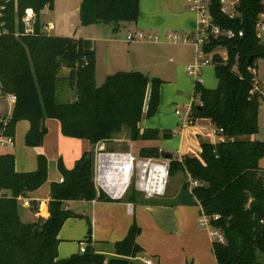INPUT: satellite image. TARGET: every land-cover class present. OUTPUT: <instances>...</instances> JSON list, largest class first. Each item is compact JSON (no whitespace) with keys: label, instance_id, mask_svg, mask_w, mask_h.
Segmentation results:
<instances>
[{"label":"trees","instance_id":"obj_1","mask_svg":"<svg viewBox=\"0 0 264 264\" xmlns=\"http://www.w3.org/2000/svg\"><path fill=\"white\" fill-rule=\"evenodd\" d=\"M263 1L239 0L235 15L229 17L220 11L218 0H211L213 22L221 29L234 30L236 35L218 36L203 44L207 49L221 43L226 55L211 57L217 79L214 88L194 81L193 94L198 102L191 104L188 117L210 120L223 139L216 143L203 141L199 153H186L176 159L172 156L168 163L169 177L180 170L197 181L191 194L209 217L211 227L223 236V241H212L218 264H263L257 254L264 256V173L259 164L264 156V141L252 138L259 130L261 101L257 95L249 94L256 76L252 70L254 62L264 59V45L255 36V22ZM53 3L54 0L6 3L7 33L0 35V87L15 100L5 134L13 137L16 122L28 120L26 144L40 146L47 131L45 119L55 118L63 135L86 139L93 146L112 142L122 131L127 132L131 142L170 138V129L139 127L144 116L150 117L156 111L159 79L140 71L120 70L107 75L97 86L91 40L42 32L40 13ZM27 7L35 13L33 33L29 34L24 33L22 20ZM139 13L140 0H81L78 16L81 25L112 24L116 31L121 24L136 23ZM15 32L19 35L15 36ZM251 56L253 59L248 62ZM64 66L70 69L66 77L60 75ZM64 80L74 98L60 103L56 88ZM168 154L156 144L137 148V156L143 159ZM14 162L12 152L0 153V264H140L134 261L143 252L136 241L140 227L135 221L126 235L114 242L115 256L107 258L90 245L88 218L87 233L79 241L87 243L85 252L58 259V233L63 223L68 218L83 217L67 209L66 202L114 200L94 184L92 151H85L71 169L58 160L62 181L50 184L49 216L31 223L20 219L17 198L28 196L46 181V157L38 153L37 168L28 172L16 171ZM138 195L132 180L121 200L136 201Z\"/></svg>","mask_w":264,"mask_h":264},{"label":"rangeland","instance_id":"obj_2","mask_svg":"<svg viewBox=\"0 0 264 264\" xmlns=\"http://www.w3.org/2000/svg\"><path fill=\"white\" fill-rule=\"evenodd\" d=\"M70 1L71 4H67ZM74 6L73 0H54V10L57 14L55 16L46 17L49 13V8L46 7L41 11V20L45 23L51 22L56 25V28L49 31V34L53 35H64L71 36L73 32H76V28L79 30L76 36H90V37H102V38H113V43L107 42L105 39H99L95 41L92 40L95 46L96 58H95V84L99 86L107 72H114L117 70H129L133 64V59H142L140 66L146 68L150 78L154 77L159 79L158 91V105L155 113L150 117H143V126L156 127L160 130L165 128L172 129V136L167 139L161 138L160 140L154 142V144L159 145L161 149H164L166 153H169L173 158H179V139L190 138L192 141H209L211 143H216L220 138L218 134L210 124L208 129H205V134L199 136L194 130L197 128L190 129L184 127L182 128V123H187L186 114L188 112L191 103H197L198 97L193 94L194 81H200L205 87L213 88L217 85V79L214 74V65L211 63V57L214 54H220L223 57L226 55L225 46L221 43L213 45L211 48H204L203 43H200L199 36L197 35V22L196 14L190 8L191 4L188 0H171V4L168 6L164 3V8L162 9L163 16L159 21H162L161 30H166V34L161 35L156 30H144L139 29L135 26V23L129 22L121 24L116 31H112V24L106 23H96L91 25H81L75 22L74 13L70 15L68 22L66 18L62 16V11L67 7L68 10L72 9ZM65 25V27H64ZM132 31H141L145 35L157 36L158 42L154 40H149L147 38H141L140 40H127V34ZM153 31V32H152ZM165 34V35H164ZM167 34H177L182 37L179 40L165 39ZM184 37H187L184 40ZM199 43H196V40ZM160 41V42H159ZM92 43V44H93ZM152 43H163L153 45ZM160 47V50H152L149 47ZM141 47L140 49H138ZM109 59V61H107ZM138 61V60H135ZM202 61L209 62L206 65L199 67L196 74H192L188 71L187 67L193 65L194 63L201 64ZM253 72L256 78L264 81V59L258 58L254 62ZM61 75V74H60ZM70 95L66 97L65 95ZM74 92L69 86H67V81H59L56 88V100L58 102H66L67 100L73 99ZM18 124L16 122L15 126ZM258 125L259 130L252 138L264 141V102H261L258 113ZM28 130L23 133L21 143L17 141L18 147L9 148L15 156V160L21 159L26 160L30 153L35 156L34 168H37V156L38 153L42 152L46 157L47 164V179L40 186L42 187L45 183H50V178L52 176L50 172V160L48 155L42 151V144L40 146L27 145L25 141V135ZM182 132V133H181ZM203 132V131H202ZM120 136H116L115 139H119ZM249 138L251 136H244ZM44 140V139H43ZM145 143V141H142ZM43 143V142H42ZM106 149L114 150L120 152L121 150L128 147V143L125 140L112 141L111 144L107 143ZM130 144V143H129ZM140 145H137L139 147ZM133 155L135 156V163L138 161H145L141 157L137 156V148L130 147ZM189 154L192 152H188ZM95 156V155H94ZM170 159L162 155L159 158H153L150 163L159 164L166 167V172L168 173V163ZM96 163V156H95ZM260 167L264 173V156L259 161ZM55 172L59 169L57 163L55 166ZM33 170V169H32ZM149 167L134 166L133 174L129 180V187L131 181H134L135 188L137 182L143 179L147 180L149 173ZM57 180V179H55ZM192 183L188 175L183 171H178L174 176L169 177L168 174L165 177V182L163 183V190L161 195L153 194L152 198L146 199L142 197L136 201H132L136 209V214L130 218V223L135 221L136 225L140 227V233L138 236L145 240L151 245L160 246L165 244L167 240H170L168 235H173L176 240L175 245L179 248L182 253V264H218L216 257L213 252L212 241H218L216 236L214 238L210 235V230H214L210 222L204 221L203 211L200 210L199 203H195L191 200ZM150 184V183H149ZM187 184L188 188H183V185ZM159 187L161 186L158 182ZM39 187V188H40ZM37 188V189H39ZM36 189V190H37ZM157 192L158 189H157ZM146 194V192H144ZM151 197V196H149ZM192 203V204H191ZM189 205V210L185 212L184 216L178 214V205ZM77 210L75 212L81 213L83 217L76 219L66 220L61 230L69 228V238L64 241L67 248L74 246L76 251H79V242L85 237L88 224L86 218L90 221L91 229V239L96 248H102L110 252L113 248L115 240L105 237L102 235L103 240H95L96 237L93 234L91 215L86 211L85 203L75 204ZM150 205L151 207H157L162 209L164 207L175 208L170 214L175 219L176 224L174 226H165L161 224L160 210H144L141 213H137L138 206ZM100 231L96 230V233ZM98 238L99 235H97ZM137 236V237H138ZM86 245V242H83ZM70 245V246H69ZM68 248V249H69ZM165 249L164 247H162ZM151 252H148L147 258H151L154 264H158L157 260L151 256ZM71 254V253H70ZM161 258V256H159ZM65 258V257H64ZM258 261L264 264V256L262 254H257ZM150 259V260H151Z\"/></svg>","mask_w":264,"mask_h":264},{"label":"crops","instance_id":"obj_3","mask_svg":"<svg viewBox=\"0 0 264 264\" xmlns=\"http://www.w3.org/2000/svg\"><path fill=\"white\" fill-rule=\"evenodd\" d=\"M73 2H74L73 8L70 10H68L67 7L65 9H63L62 16L65 17L66 21L68 22V19L71 18L70 15H72V13H74L75 22L78 24V23H80L78 11H79V6H80L81 0H73ZM164 3L169 6L171 4V0H140V13H139L138 20L135 23V26L139 27V29H144V30L145 29L146 30H148V29L156 30L158 33L163 35V33H165L166 30H161L162 21H159V20L163 16L162 9L164 8ZM67 4H71L70 1H68ZM48 12L49 13L46 16L48 18L51 16H55V14H57L54 10V3H53V6L51 8H49ZM39 19H40V22L42 24L45 23L43 20H41V13H40ZM196 22H197V15H196ZM64 27H65V25H64ZM55 28H56V25H54V29ZM78 30H79V27L76 28V30H75L76 32H73L71 37H81L84 39H89V40H91L92 43H93L92 40L94 38H95V41L99 40V39H105L107 42H110V43L114 42L113 38H109V37L108 38L107 37L102 38V37L95 36L93 38L90 36L89 37L88 36H85V37L84 36H76V33ZM61 36H64V35H61ZM166 36H165V39H168V38H166ZM154 42H158V40H156ZM152 44L156 45V44H163V43H152ZM92 46H93L94 51H95L96 49H95L94 43L92 44ZM140 48L141 47H139L138 49H140ZM149 49H152L155 51V50H160L161 48L153 46V47H149ZM95 57H96V52H95ZM137 57H140V56H137ZM137 57H135L132 60L133 64L131 66V69H129V70L140 71V72L145 73V71H148V70L146 68H143L142 66H140V65H142V64H140L142 62V59L139 60L140 58H137ZM135 60H138V61H135ZM107 61H109V59H107ZM117 71H120V70H117ZM117 71L107 72L105 77L107 75H110V74L115 73ZM69 73H70V69L68 67H66V66L62 67V69L60 71L61 76L66 77L69 75ZM146 73H148V72H146ZM95 78H96V76H95ZM65 96L67 98L70 97V95H68V94ZM14 100L15 99L10 97V94H3L2 96H0V117L4 118V117H7L11 114L13 104H14ZM191 104H190L188 112L186 114V119H187L186 122L187 123L186 124L182 123V128H184L186 126H187V128H190V129L197 128V130H194V132H196L199 136H201V135L205 134L204 130L208 129L207 127H210V124H211L213 129L216 131V128L208 119L199 118V119L190 120V118L188 117V113H189ZM44 123H45V126L47 128V131H46V134L44 136L43 143H42V151L45 152L46 155H48V157H49L48 159L51 161L50 162V172H51L52 176L50 178L51 179L50 183L49 182L45 183L39 189L28 193V197L30 198L31 203H32L31 207H24L21 203H19L18 211H19L20 219L26 223L35 222L37 220H43L49 216L48 202L50 200V184L52 182H59L60 178H61L60 172L59 173H58V171L55 172V170H56L55 166H56V163L58 165L59 159L62 161V163L64 164V166L67 169H71L75 165L76 161L81 157V155L85 151H92L94 153V155L96 156V145H94V146L91 145L88 142V140H86V139L69 137V136L63 135L61 133V130H60V123L57 119L46 118ZM29 126H30V123L28 120L22 119V120L18 121V124L15 126L14 136H13V138H14L13 147L14 148L18 147L19 142L21 143L23 133L29 129ZM139 127L141 129L156 128V127L143 126L142 120L139 123ZM165 129H167V128H165ZM170 130H172V129H170ZM172 131H174V130H172ZM120 135H121V138L119 137V139H114V141L115 140L116 141L125 140V142L128 143V147H126V149H124V150H121L120 152H130L133 155V152L131 149H129V146L131 148L132 147L138 148L137 145L142 146V145L154 144V142H148V141H145V143H143L142 141L131 142L129 140V138L127 137L126 131H122L119 134H117V136H120ZM184 136H183V138L179 139V148L177 149V151L179 152V158L188 152H192L193 154L199 153L200 144L203 141L201 140L200 143L197 145V142L192 141L190 138L184 139ZM222 139H223V137L220 136L219 140H217V141H220ZM17 141H18V144H17ZM110 144H111V142L109 143V145ZM106 146H108L107 143L104 144L105 150H106ZM13 147H12V149H13ZM159 148H160V146H159ZM160 150L164 151V149H161V148H160ZM2 152H12V151L4 149V150H2ZM136 152H137V150H136ZM14 159H15V156H14ZM34 165H35V156L33 155V153H30L26 160L22 161L21 159H18V160H15V162H14L15 170L18 172L33 171V170H35ZM55 179H57V180H55ZM189 183H190V181H189ZM136 189L138 191V194H139L138 197L140 199L142 197H144L146 199L153 197V196L148 197L147 194H145L144 191L139 187L138 183H137ZM162 190H163V186L160 187L159 192L155 193V194L161 195ZM141 195H143V196L141 197ZM121 198H112V199H114L112 201L71 200V201L66 202L65 207L67 209L75 212V210H77L75 204H78V203L87 204L86 205L87 206L86 211H87V213H89L91 215L90 217H91L92 226H93L92 227L93 234L96 237L95 240H98V239L103 240L101 236L105 235V237H106V235H107L108 238L113 239L116 242L118 240H121L126 235L128 229L131 225L130 218L134 214H136V209L134 207L133 202H127V201L121 200ZM191 200L194 203H195V201H197V199L194 196H192ZM197 203H199V202L197 201ZM128 205L132 206L131 211H128ZM187 206H189V205H184V204L182 205L181 204L175 208H177L179 215L184 216L185 212L187 213V211L189 210V207H187ZM200 207L201 206L199 204L198 208H200ZM175 208L174 207L173 208L164 207L162 209H159L157 207H155V208L151 207L150 205H144V206L139 205L138 209H137V213L139 214L144 210L145 211L146 210H153V209L160 210L161 224L171 227V226H174L176 224L175 219L170 214ZM200 210H202V208H200ZM75 213H77V212H75ZM78 214H81V213H78ZM78 218H80V217H78ZM70 219H76V218H70ZM97 229H99L100 231H98L96 233ZM97 235H99L100 238H98ZM58 237L60 239V242L58 244V259H64V257L67 258L71 254L79 252V251H76V248L74 246L69 245L70 248L68 247L69 248L68 249L66 243H64V241H66L69 238V228H67L65 230L60 229V231L58 233ZM167 237H170L171 239L167 240L166 243L163 245L160 244V246H156V245L149 244L145 240H142V238L140 236H138L136 241L143 248V252L141 254H139L138 256H136L134 258V261H137L140 264H145V262H144L145 260L151 259V258H147L145 256L148 255V252H151L150 253L151 256H153L157 260L158 264H182V253L179 250V248L175 245L176 242L174 240H176V239L174 238L173 235H168ZM77 241L79 242L80 240H77ZM90 245L93 247V249L96 253L103 254L107 258L115 256L113 253V248L110 252L102 249L101 247L96 248L95 244H93V242H92V239L90 241ZM162 247H164L165 249H163ZM159 256H161V258ZM150 261H151V264H154L152 259Z\"/></svg>","mask_w":264,"mask_h":264},{"label":"built area","instance_id":"obj_4","mask_svg":"<svg viewBox=\"0 0 264 264\" xmlns=\"http://www.w3.org/2000/svg\"><path fill=\"white\" fill-rule=\"evenodd\" d=\"M9 0H0V35L7 33V28L5 26V10H6V3ZM191 4V9L197 15V35L199 36L200 43H206L209 41V34L211 33L214 38L218 36L232 38L236 35V32L232 29H221L219 25L213 22L212 17L209 12V4L211 0H188ZM220 11L228 15L229 17H233L235 15L236 5L238 4L239 0H218ZM34 19L35 13L31 7H27L24 9V14L22 20L24 22V33L29 34L33 33L34 29ZM54 29V24L51 22L44 23L42 25V32L49 33L50 30ZM19 35V32H15V36ZM238 35H242V31L238 32ZM255 36L258 42L264 45V1H263V8L259 12L256 22H255ZM143 38H147L149 40L156 41L158 38L157 36H152L150 34L145 35L141 31H132L127 34V40H140ZM166 38L170 40H179L182 37L177 34H168ZM187 37H184L186 40ZM196 40V43H199V40ZM209 62L202 61L201 64L194 63L191 66H188L187 69L190 73L196 74L199 70V67L202 65H206ZM4 93L0 87V96ZM249 94L253 96H258L261 102H264V81L254 77L252 87L249 91ZM10 97L15 99V97L10 94ZM11 120V115L4 117L2 119V128H0V153L2 150L12 148L14 145V138L12 135L5 134V127L7 123ZM222 130H220L221 132ZM153 158H146L145 161H138L135 163V156H133L130 152H116V151H104L102 153H96V163L94 166V176L93 181L96 188L100 191H103L106 195L111 198H121L124 196L128 186L129 180L131 175L133 174L134 166H145L149 167V175L146 179L141 177L137 183L139 187L146 192L147 196H153V194L158 193L153 190L148 189V185L150 183L151 178V171H152V164L150 163ZM144 168V167H143ZM62 181V178H60ZM122 181V183H120ZM190 185L193 187L197 185V181L190 182ZM19 203H21L24 207H31L32 203L28 196H19L18 198ZM132 210V206L128 205V211ZM204 221L208 222L209 217L204 214ZM264 223V220H261ZM210 234L212 238L216 236L218 241H223V236L217 230H210ZM87 245V244H86ZM86 245L80 243L79 251L85 252ZM145 264H151L150 260H145Z\"/></svg>","mask_w":264,"mask_h":264},{"label":"bare ground","instance_id":"obj_5","mask_svg":"<svg viewBox=\"0 0 264 264\" xmlns=\"http://www.w3.org/2000/svg\"><path fill=\"white\" fill-rule=\"evenodd\" d=\"M145 167V166H143ZM167 176L166 167L162 165L152 164V171H151V178L150 184L148 185L149 190H153L157 192L159 191L160 187L163 186L165 182V177ZM158 182H160L161 186L159 187ZM122 183V181L120 182Z\"/></svg>","mask_w":264,"mask_h":264},{"label":"water","instance_id":"obj_6","mask_svg":"<svg viewBox=\"0 0 264 264\" xmlns=\"http://www.w3.org/2000/svg\"><path fill=\"white\" fill-rule=\"evenodd\" d=\"M214 39L213 35L210 33L209 34V41L211 42ZM253 59V56L249 57L248 62H251V60ZM104 142H99L98 144H96V153H102L105 151L104 149ZM167 158L172 157L171 154L166 155ZM34 231H36V229H34Z\"/></svg>","mask_w":264,"mask_h":264}]
</instances>
